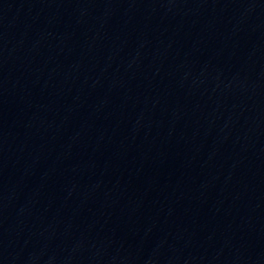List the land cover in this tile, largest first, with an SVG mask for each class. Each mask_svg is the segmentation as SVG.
Masks as SVG:
<instances>
[{
    "label": "water",
    "instance_id": "95a60500",
    "mask_svg": "<svg viewBox=\"0 0 264 264\" xmlns=\"http://www.w3.org/2000/svg\"><path fill=\"white\" fill-rule=\"evenodd\" d=\"M218 95L264 194V0H186Z\"/></svg>",
    "mask_w": 264,
    "mask_h": 264
}]
</instances>
